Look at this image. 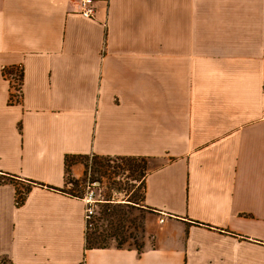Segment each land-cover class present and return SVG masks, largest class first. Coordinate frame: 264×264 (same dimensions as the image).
<instances>
[{
	"label": "crops",
	"instance_id": "1",
	"mask_svg": "<svg viewBox=\"0 0 264 264\" xmlns=\"http://www.w3.org/2000/svg\"><path fill=\"white\" fill-rule=\"evenodd\" d=\"M93 1L0 0V176L46 184H0V264H264V0ZM93 154L146 159L144 249L87 248Z\"/></svg>",
	"mask_w": 264,
	"mask_h": 264
},
{
	"label": "rangeland",
	"instance_id": "2",
	"mask_svg": "<svg viewBox=\"0 0 264 264\" xmlns=\"http://www.w3.org/2000/svg\"><path fill=\"white\" fill-rule=\"evenodd\" d=\"M74 164L84 166L88 160L83 158L76 159ZM142 164L141 160H137ZM123 165L122 160L113 159L111 168L104 172L89 169L80 177L73 176L70 173V179H76L78 182L70 183L68 190L73 194L85 196L89 188H93L96 197L100 200L97 203L96 214L93 226L88 232H97L102 236L101 244H121L123 246H133L145 248L150 244L151 235L147 230V217L149 210L142 207L141 204L128 201V196L133 199L142 197L143 190L140 187V181L129 177L130 173H121L116 166ZM94 168V167H93ZM133 193V194H132Z\"/></svg>",
	"mask_w": 264,
	"mask_h": 264
},
{
	"label": "trees",
	"instance_id": "3",
	"mask_svg": "<svg viewBox=\"0 0 264 264\" xmlns=\"http://www.w3.org/2000/svg\"><path fill=\"white\" fill-rule=\"evenodd\" d=\"M7 74H17L18 76V84L19 86L21 85L22 79H23V72L16 70V68H12L10 70H7ZM17 91H20V87H15ZM11 101L13 102L14 99L12 98ZM19 95L17 98V102H19ZM78 158H83L88 160V162L85 164V174H87L89 172V169H94V171H101L104 170V172L108 171L111 168V161L113 159H120L124 162L123 165L118 164L116 167L119 168V170H121V173H126L129 172L131 178H133V180H137L140 181V187L143 190V194L142 197L139 199H133L132 195L128 196V201L130 202H134V203H138L141 204V202H143V197H144V179L146 176V172H147V163H146V159L144 158H137V157H112V156H102V155H68L66 156L65 159V163H66V169H67V180L68 183H75L78 182L76 179H70V173H71V167L74 165L75 162H77L76 159ZM137 160H141L143 163L142 164H138ZM94 167V168H93ZM7 181H11L12 183L15 184L16 186V205L17 206H21L31 188L33 185H41V186H46V184L44 183H40L34 180H30L27 179L25 181H17V179L15 177H11V176H0V184L3 182H7ZM49 188H52L51 186H47ZM133 194V193H132ZM80 196V195H78ZM143 205V204H142ZM100 239H102L101 235H98L97 232L94 233H90L87 231L86 234V245L87 248H96V247H107L109 245L107 244H101L99 241ZM118 246H123L121 244H116ZM127 247H133V246H127ZM140 250H142V248L140 247H136ZM144 249V248H143Z\"/></svg>",
	"mask_w": 264,
	"mask_h": 264
},
{
	"label": "built area",
	"instance_id": "4",
	"mask_svg": "<svg viewBox=\"0 0 264 264\" xmlns=\"http://www.w3.org/2000/svg\"><path fill=\"white\" fill-rule=\"evenodd\" d=\"M95 6L93 0H81V15L87 18L94 17ZM96 191L93 188H89L84 196V200L86 202V210H85V220L87 231L90 227L93 226L94 217L96 214L97 203L100 201L96 197ZM164 221V219H161Z\"/></svg>",
	"mask_w": 264,
	"mask_h": 264
}]
</instances>
